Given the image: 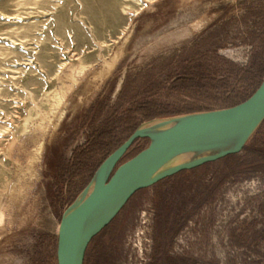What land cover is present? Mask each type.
Returning <instances> with one entry per match:
<instances>
[{"label":"rangeland","instance_id":"obj_1","mask_svg":"<svg viewBox=\"0 0 264 264\" xmlns=\"http://www.w3.org/2000/svg\"><path fill=\"white\" fill-rule=\"evenodd\" d=\"M263 79L264 0H0V264H58L63 214L138 127ZM85 264H264V122L135 193Z\"/></svg>","mask_w":264,"mask_h":264},{"label":"water","instance_id":"obj_2","mask_svg":"<svg viewBox=\"0 0 264 264\" xmlns=\"http://www.w3.org/2000/svg\"><path fill=\"white\" fill-rule=\"evenodd\" d=\"M264 122V79L230 107L182 114L138 127L98 167L65 211L58 229V264H85L92 240L139 190L181 171L244 150ZM149 144L123 161L138 139Z\"/></svg>","mask_w":264,"mask_h":264},{"label":"bare ground","instance_id":"obj_3","mask_svg":"<svg viewBox=\"0 0 264 264\" xmlns=\"http://www.w3.org/2000/svg\"><path fill=\"white\" fill-rule=\"evenodd\" d=\"M132 34V30L130 31V35ZM129 38V37H128ZM125 44V43H124ZM122 49H123V47H122ZM120 50V52H118L120 55L122 54V52H123V50H121V49H119ZM109 70L112 68V67H114V61H112V62H110L109 63ZM85 69H86V67L85 66H82V67H80L79 68V73H84V71H85ZM70 78L71 79H73V81H76V80H78V76H77V74L75 73V71H73V72H71L70 73ZM66 88V87H65ZM68 89V88H67ZM66 89V90H67ZM43 144H41V149H43ZM2 192V191H1ZM2 198V197H1ZM2 201V200H1ZM6 203V202H5ZM6 205L4 204V203H2V202H0V224H1V222H3V219H4V217H5V209H6V207H5ZM60 226V225H59ZM59 229V228H58Z\"/></svg>","mask_w":264,"mask_h":264},{"label":"trees","instance_id":"obj_4","mask_svg":"<svg viewBox=\"0 0 264 264\" xmlns=\"http://www.w3.org/2000/svg\"><path fill=\"white\" fill-rule=\"evenodd\" d=\"M138 140H140V139H138ZM137 142V141H136Z\"/></svg>","mask_w":264,"mask_h":264}]
</instances>
